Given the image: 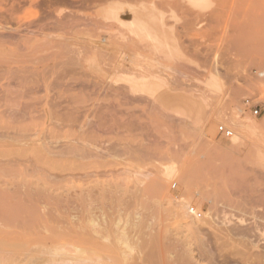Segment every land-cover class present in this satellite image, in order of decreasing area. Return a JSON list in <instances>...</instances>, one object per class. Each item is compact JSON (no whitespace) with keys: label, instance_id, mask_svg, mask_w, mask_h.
<instances>
[{"label":"rangeland","instance_id":"374dc122","mask_svg":"<svg viewBox=\"0 0 264 264\" xmlns=\"http://www.w3.org/2000/svg\"><path fill=\"white\" fill-rule=\"evenodd\" d=\"M77 1L78 7L75 8ZM208 1L210 3L204 11L180 0L169 5L158 3L164 15L163 29L170 42L166 51L151 50L146 43L114 51L111 47H96L99 36L103 39L107 36L93 23L99 18L97 20L95 16L94 4L88 8L86 0H76L72 8L66 0L58 5L53 0H48V5L45 0H0V98L4 97L5 101L0 99V120L4 118L11 122V115L19 106L23 111L28 109L26 112L32 118L22 134L41 132L49 135L55 129L51 119L44 125L47 118L43 107L54 111L57 103L56 112H62L60 120L64 118V125L60 121L61 128H56L61 138L79 130L70 128L74 123L82 126L89 120V128H83L79 136L90 145V152L97 149L93 152L95 156L86 161L88 178L71 175L72 178L54 175L30 180L17 178L16 171L12 170L15 163L6 165L11 160L0 157L3 168L0 167V192L8 187L2 184L5 181V185L8 183L18 188V191L14 188V193L8 191L12 197L31 193L35 190L32 186L37 187V184L41 191L35 192V201L31 200L28 209L7 210L4 215L0 211L5 218L0 217V224L5 228L0 225L1 248L7 250L10 244L28 243L47 246L80 244L83 240L85 245H92L95 255L100 256L97 264H242L240 250L248 255L258 251L251 241L242 243L238 236L232 240L224 239L222 230L225 223L231 219L232 224L239 223L240 218L249 225L258 223L264 230V76H261L264 74V0ZM55 21L57 24H53ZM60 34L62 37L58 36ZM123 59L120 70L126 67L128 75L135 73L138 77H147L148 83H152L150 85L158 92L167 88L175 93L186 92L200 100L201 108L192 111L184 110V105L178 102L161 104L155 98L130 92L124 83L112 82L110 78L116 77L113 71L117 72L116 68ZM213 77L217 79L216 86L210 83ZM55 81L60 83L57 87ZM246 100H251V108H245L243 103ZM256 106L260 110L258 117L252 115V108ZM8 110L7 118L3 112ZM90 121H93L92 125L101 122L103 129L90 128ZM241 121H252L257 129L253 132L242 130ZM0 125V134L2 131L4 136L10 132L16 133L10 137L21 134L17 126L12 128L1 122ZM220 126L232 130L234 135L224 138L218 132ZM104 129L107 132L104 133ZM237 136L243 137L241 144L233 142ZM108 148L111 150L106 153L109 157L101 159ZM173 164L175 174L166 175L163 171ZM84 172L78 170L76 174ZM63 178H66L64 182ZM58 179L62 181L56 182ZM99 182L101 189L96 190ZM85 186L89 190L92 187L87 195L94 196L99 192V197H92L101 203L95 200L94 209L102 205L101 209L97 208L98 215L93 209H83L79 213L76 210L78 215L75 216V209L69 207L67 214L62 206L63 200H77L79 206L80 200L87 197L82 191ZM12 187L9 188L13 190ZM112 187L116 191H112ZM108 191L110 206L105 200ZM117 191H121L119 195ZM49 192H52L51 196ZM67 194L74 196L69 200ZM56 195L62 196L59 198L63 200ZM37 203L47 206L46 210L50 209L40 212ZM58 207L61 211L55 213L59 217L51 210ZM186 207L200 215L196 216ZM71 210L74 211L72 218L78 219L75 221L77 226L71 218ZM101 210L106 216L105 223ZM99 214L100 229H95L99 235L96 233L89 238V221L86 219L96 218ZM208 214L213 217L215 228L200 231L190 226V220H203ZM49 217H54V221L58 219V224ZM60 217L67 219L69 227L65 223L71 231H67L63 220L59 222ZM45 221L49 226L43 223ZM39 224L48 232L41 230ZM42 231L46 232L43 234ZM123 236L125 240L121 239ZM122 241L128 242V248L126 244L122 245Z\"/></svg>","mask_w":264,"mask_h":264},{"label":"bare ground","instance_id":"6f19581e","mask_svg":"<svg viewBox=\"0 0 264 264\" xmlns=\"http://www.w3.org/2000/svg\"><path fill=\"white\" fill-rule=\"evenodd\" d=\"M32 1H36V0H32ZM44 1V0H43ZM47 1L46 5H48V0H45ZM57 2H55L53 0V3L54 4H57L58 3H63V0H56ZM75 1L76 0H66V2H68L70 5H69V8H72L75 6ZM82 1V0H80ZM175 0H86V2L88 3V5L86 7H90L92 8L93 7V4H94V13H95V16L98 20V21H93V23H95V26L96 28H99L98 30H100L99 32L102 33V34H105L107 36L106 39H103L101 38V35L99 36V41L95 42V45L96 47L98 48H102V47H111L112 50L114 51H123L124 49H126L125 47L127 46H130V47H134V46H139V45H143L144 43L147 44L148 47H150L151 50H165V49H168L169 48V40L167 37V34L165 33V30L163 29V26H164V22H163V18H164V15L162 13V11L159 10V4L160 2L162 3H166V4H170L171 2H173ZM182 1L184 4L186 5H189L191 6L192 8H195L197 10H203L206 9L210 3V1L208 0H180ZM43 2H41L40 4L42 5ZM51 3V4H53ZM78 1L76 2V7H78L77 5ZM85 3V2H84ZM41 5H39L40 7H42ZM74 5V6H73ZM92 5V6H91ZM44 6V5H43ZM46 7V6H44ZM52 7V6H51ZM43 8V7H42ZM73 8V9H75ZM45 9V8H44ZM47 9V7H46ZM86 9V8H85ZM16 10H18L16 8ZM49 13V12H48ZM72 13V12H71ZM51 14V13H50ZM53 15V14H52ZM69 15H70V12H69ZM74 15V14H73ZM72 17H75L73 16ZM76 15V14H75ZM54 16V15H53ZM65 17V15H62ZM69 17V16H68ZM71 17V15H70ZM76 18V17H75ZM74 18V19H75ZM79 18V17H77ZM60 19V17H59ZM65 19V18H64ZM63 19V21H64ZM58 20V18H57ZM73 20V19H72ZM59 22V21H57ZM62 22H60L59 24L61 25ZM85 23V22H84ZM51 24V23H50ZM49 24V25H50ZM53 24H57L56 21L55 23ZM64 25V24H63ZM66 25V24H65ZM69 26L72 25V23L68 24ZM75 25V24H74ZM79 25V24H78ZM76 24V26H78ZM167 25V24H166ZM45 26H48V25H45ZM81 26V24H80ZM84 26V24H83ZM88 26V25H86ZM63 27V26H61ZM72 27H75L72 25ZM47 28V27H46ZM45 28V29H46ZM70 28V27H69ZM95 27L92 28L93 30L96 29ZM72 29V28H70ZM85 29V28H84ZM40 30V29H39ZM43 30V29H42ZM53 30V28H52ZM51 30V31H52ZM45 31V30H44ZM48 31V28L47 30ZM50 31V30H49ZM54 31H56V29H54ZM58 31V30H57ZM56 31V32H57ZM60 31H62V29H60ZM85 31V30H84ZM39 32V31H38ZM59 32V31H58ZM63 32V31H62ZM171 32V31H170ZM162 33V34H161ZM166 34V35H163V34ZM38 34V33H37ZM42 34V33H41ZM63 34V33H61ZM58 35V36H61L62 35ZM39 35V34H38ZM43 35V34H42ZM45 35V34H44ZM47 35V34H46ZM165 36V37H164ZM39 37V36H38ZM47 36H45L46 38ZM49 37V36H48ZM44 38V36H43ZM105 43V44H104ZM73 44V43H72ZM70 44V45H72ZM146 47V45H145ZM141 48V46H140ZM144 48V47H143ZM100 50V49H99ZM101 51V50H100ZM128 51V50H127ZM166 51V50H165ZM99 52V51H98ZM61 53V52H60ZM122 60V59H121ZM119 62V60H118ZM122 62V61H121ZM119 63L116 70L117 72L114 73L113 71V74H115L114 78H110V80L114 83H124L126 85H128V87L130 88V92L134 93V94H144L146 96H149L151 98H155L157 101H159L161 104H166V105H173L175 104L176 102L178 103H182L184 105V110L187 109V110H192V111H197L199 108H201V102L199 99H196L192 96H189L186 92H173L170 88H167L165 91L163 92H158L156 91V89H154L153 85H150L152 83H148L149 80L147 77H138L136 76V74L134 73L131 74V75H128L129 71L127 72L125 69L126 67H124V69L120 70L121 67L123 66V63H124V59H123V62L122 63ZM115 63V62H114ZM124 66H126L124 64ZM113 69V68H112ZM125 70V71H123ZM124 72H127V74ZM43 73V72H42ZM133 73V72H132ZM109 75V74H108ZM261 76H264V74H261ZM60 79V78H59ZM58 79V80H59ZM62 79H63V76H62ZM109 79V77L107 78ZM57 80V82H58ZM47 81V80H46ZM45 81V82H46ZM48 82V81H47ZM57 82L55 81V85L57 84ZM53 83V84H54ZM210 83L213 84V86H216L217 85V79L215 77H213L211 80H210ZM52 84V83H51ZM60 84V83H59ZM57 84L56 87L59 85ZM154 84V83H153ZM53 86V85H52ZM22 88V87H21ZM39 88V86H38ZM44 88V87H43ZM55 88V87H54ZM46 89V88H45ZM58 89V88H57ZM56 89V90H57ZM112 89H117V88H112ZM111 89V90H112ZM36 90V89H35ZM34 90V91H35ZM59 90V89H58ZM119 90V88H118ZM4 91V90H3ZM41 91V89H40ZM116 91V90H115ZM115 91H112L111 93H115ZM4 93V92H3ZM26 93H29V92H26ZM60 93V91H59ZM62 93V92H61ZM118 93V91H117ZM7 94V92H6ZM8 94L10 95V91H8ZM58 94V93H57ZM55 95V94H54ZM7 96V95H6ZM59 96V95H58ZM57 96V97H58ZM65 96V95H64ZM10 99V97L8 96L7 99ZM70 98V97H69ZM73 98V97H72ZM0 99H4V97L0 98ZM8 99V101H9ZM59 99V98H57ZM62 99L64 100V97H62ZM73 100V99H72ZM4 101V100H3ZM2 101V102H3ZM54 100H52L51 103H53ZM62 102V100H60ZM59 101V102H60ZM5 102V101H4ZM58 102V101H57ZM58 102V103H59ZM69 104H71V101L69 100ZM8 103V102H7ZM64 104V101L62 102ZM61 103V105H62ZM66 103V101H65ZM73 103V102H72ZM10 105V103H8ZM57 103H55V107L53 111V109H48L46 106L43 107V114L45 115V117L47 118V120L44 122V125L47 124V122L51 119L53 121V126H54V133H49V135H45L44 133H41V132H37L36 134L34 135H24L22 134L21 132H24L25 130H27L28 128V121L30 120L31 118V115H29V113H27L28 109L27 107L25 108L24 107V110L26 111H23L22 107L21 109L19 108V106L17 107L16 110H14L13 114L14 116L11 115V117H13L9 122L8 119H1L0 122L2 124H4L5 126L9 125L10 127H14V126H17L20 128L19 130V133L21 134H18L17 136L18 137H10L11 135L13 136V134H16V133H11L10 132V136L9 135H5V133L3 132L2 134V131H1V134L3 136H0V139L1 140H4V141H0V150H2V156L0 157H3V158H7V160H11L10 161H7L6 162V165H10L12 164V162H14L15 164H12L13 165V171H16V175H17V178L18 177H22L24 179H29L30 178H33V177H40L42 176H51V178L53 177L52 175L54 176H67V178L71 176H82V177H87L90 176V173L87 172L86 170V161L92 157L95 156V154L93 153L94 151H96L97 149H94V151L90 152L89 150V147L90 145L81 138V136H79L80 132L82 131L83 128L87 127L89 125L88 121L85 122L82 126L79 125V126H76V123H72V127H70L71 129L74 130V128H78L79 130H75V132L71 135H68L66 137H64L63 139L65 140L64 143L61 142V140H63L61 138V135L59 133V131L56 130V128H61V123H62V120H60V115H61V111L60 113L56 112L58 109V104L56 106ZM60 104V103H59ZM245 105V108H251L252 107V102L251 100L249 101H245L243 103ZM13 105H16L17 104H12ZM52 105V104H50ZM26 106V105H25ZM28 106V105H27ZM69 105H67L68 107ZM34 107V106H33ZM52 107V106H50ZM54 107V105H53ZM62 107V106H61ZM257 107V106H256ZM256 107H253L252 108V111L255 110ZM15 108V107H14ZM28 108H30L28 106ZM35 108V107H34ZM60 109V108H59ZM62 109V108H61ZM22 110V111H21ZM49 110V111H48ZM66 110V109H65ZM63 109V111H65ZM10 110L6 111V113L3 112V114H7L9 113ZM37 111V110H36ZM53 111V112H52ZM67 111V110H66ZM76 111V109H75ZM8 112V113H7ZM33 112V111H32ZM31 112V113H32ZM37 112H40L37 111ZM79 112V111H78ZM12 113V112H11ZM35 113V112H34ZM76 113V112H75ZM80 113V112H79ZM78 113V115H79ZM60 114V115H59ZM63 115V114H62ZM253 116H255L253 113H252ZM60 116V117H59ZM185 116V114H184ZM259 116V115H258ZM258 116H255V117H258ZM8 118V117H7ZM62 118V117H61ZM32 119V118H31ZM77 119V118H76ZM61 121V123H60ZM65 122V121H64ZM67 122V121H66ZM71 122V121H70ZM91 122V121H90ZM93 121L91 122L90 125H92ZM63 124V123H62ZM64 125V124H63ZM68 125V124H67ZM1 126V125H0ZM66 126V125H65ZM64 126V127H65ZM93 127L94 129H98L100 130L102 128V123L101 122H97L95 123L94 125L90 126V128ZM221 127V126H220ZM89 128V127H87ZM241 128L242 130H252L255 131L257 129V126L252 122V121H241ZM103 129V128H102ZM17 131V130H16ZM105 129H104V133H105ZM107 132V131H106ZM0 134V135H1ZM7 134V133H6ZM233 135H234V132H233ZM9 136V137H7ZM231 138V137H230ZM243 141V137L241 136H237V138H235L233 140L234 143H237V144H241ZM110 150V148L107 149V151L105 153H103V156H101V159L105 160L109 157V155H107L106 153H108V151ZM111 151V150H110ZM99 153V152H97ZM111 153V152H110ZM14 157V158H13ZM13 161H12V159ZM94 160V159H93ZM3 161V159H2ZM95 162V161H94ZM5 163V162H4ZM5 165V164H4ZM3 166V165H2ZM1 167V165H0ZM8 168V167H7ZM1 169H3L1 167ZM6 168H4L3 171H5ZM88 169V168H87ZM78 170L81 171H85L83 174H80V175H77L76 173L78 172ZM175 171H176V167L175 165H171V166H168L166 167V169L163 171L166 175L168 176H171V175H174L175 174ZM8 172H9V169H8ZM70 173V174H69ZM163 173V174H164ZM79 174V173H78ZM49 176V178H50ZM69 176V177H68ZM48 178V177H47ZM72 178V177H70ZM87 178H86V181H87ZM21 179V178H20ZM60 179V178H59ZM56 181V182H59L62 181L60 180L59 181ZM66 180V178H63V182ZM82 180V179H81ZM12 181V180H11ZM15 181V180H13ZM17 181V179H16ZM34 181V179H33ZM31 181V183L33 182ZM7 182V181H5ZM5 182L2 183L4 184V186H8L7 188L3 189L4 191L0 192V211H2L1 214H3V212L7 211V210H21L23 208L25 209H28L27 205H29L31 203V200L35 198V192H38L40 191V188L38 187V184H37V187L36 186H32L33 189H35L34 191H32L31 193H27L25 191H27L25 189V193L23 194H20L18 197L17 196H14V197H17V198H14L12 197V195L8 194V191L11 190L13 193H14V188L16 187H12V185L10 186L8 183H6L5 185ZM52 182V181H50ZM54 182V183H56ZM17 183V182H16ZM15 183V184H16ZM35 183V182H34ZM40 183V182H39ZM81 183V182H80ZM83 183V182H82ZM21 184V183H20ZM52 184V183H51ZM98 186H96V190L97 188L98 189H101L99 187V183H97ZM103 184V183H102ZM14 185V184H13ZM19 185V184H17ZM26 185V183H25ZM33 185H36V184H33ZM43 185V184H42ZM45 185V184H44ZM75 185V184H74ZM73 185V187H74ZM3 186V188H4ZM54 186V184H53ZM108 185H106L107 187ZM121 186V185H120ZM2 187V185H1ZM9 187H12V189H10ZM21 186H19L20 188ZM50 187V186H49ZM78 188V186H76ZM90 187V186H88ZM105 187V191L108 189V187L106 188ZM25 187L23 186V189ZM36 188H38L36 190ZM48 188V187H47ZM72 188V187H71ZM70 188V190H72ZM94 188V187H93ZM113 188V187H112ZM111 188V189H112ZM18 188H16L17 190ZM75 189V188H74ZM85 189H87L85 191ZM92 189V187H91ZM90 189V190H91ZM22 190V189H21ZM20 190V191H21ZM77 190V189H75ZM84 190V193H86L85 196H87L86 198L80 200V205L78 206L77 204L79 203V201L77 200H72L68 195L69 197V200L70 201H66L62 199H60L61 197L60 196H57L60 200H63L64 204H62L63 206V209L64 211L66 210L67 211V207H69V209H75V216L78 215L77 212L79 213L80 211H82L83 209H87V211H91L92 209L94 211H97V208H102L101 206L100 207H96L94 209V206L96 205V201L92 198V197H96L97 198V195L99 192H97V195L95 194L94 196L90 194L87 195V193L90 191L88 188H83L82 191ZM89 190V191H88ZM110 190V189H109ZM115 189L113 188L112 191H114ZM120 190V189H119ZM10 191V192H11ZM18 191V190H17ZM44 190H42V193H45L43 192ZM51 191V190H50ZM69 191V190H68ZM102 191V190H101ZM112 191H111V194H112ZM116 191V190H115ZM41 192V191H40ZM57 192V191H56ZM67 192V191H66ZM71 192V191H70ZM77 192V191H76ZM74 192V193H76ZM92 192V191H91ZM107 192V191H106ZM121 191H117V194L119 195V193ZM16 193V192H15ZM57 193H61L60 192H57ZM68 193V192H67ZM79 193V192H77ZM95 192H93L94 194ZM17 194V193H16ZM19 194V193H18ZM48 194V193H47ZM50 194V192H49ZM52 194V192H51ZM51 194L49 196H51ZM56 194V193H55ZM54 194V195H55ZM72 194V193H71ZM103 194V193H102ZM108 194H109V191L107 193V197H106V201L108 200ZM114 194V192H113ZM135 194V193H134ZM66 195V194H64ZM79 195V194H78ZM38 196V195H37ZM36 196V199L39 198ZM48 196V197H49ZM55 196V197H56ZM76 196V194H75ZM101 196V195H100ZM106 196V195H105ZM112 196V195H111ZM99 197V195H98ZM102 197V196H101ZM119 197V196H118ZM44 198H47V197H44ZM50 198V197H49ZM54 198V197H53ZM67 198V197H65ZM76 197H74V199H76ZM82 198V196H81ZM110 198V196H109ZM46 200V199H45ZM104 200V202H105ZM111 200V199H110ZM114 200V199H113ZM248 200V198H247ZM35 201V199H34ZM38 201V200H37ZM43 201V200H42ZM41 201V204L43 205V203L45 204V202ZM66 201V202H65ZM72 201H76V202H72ZM140 201V200H138ZM245 201V200H244ZM78 202V203H77ZM98 203L99 200L97 201ZM114 202V201H113ZM40 203V202H39ZM154 203V202H153ZM159 203V202H158ZM40 204V205H41ZM46 204H48V201H46ZM51 203H49L50 205ZM59 204V202H58ZM61 204V202H60ZM66 204V205H65ZM101 204V203H100ZM108 206H110V203H109V200H108ZM106 204V205H107ZM134 204V203H133ZM31 205V204H30ZM105 205V206H106ZM126 205V204H125ZM132 205V204H131ZM56 206V205H55ZM62 206H61V210H62ZM116 206V205H115ZM52 207H53V204H52ZM32 208V207H31ZM36 208L42 212H45L47 206H39L38 203H37V206ZM35 208V209H36ZM59 208V209H58ZM56 210L55 208L54 209H51L52 212L54 210L53 213H55V211H59L60 210V207H58ZM107 208V207H106ZM117 208V206H116ZM186 208H190V211L195 214L196 216H199L198 213H196V211L194 209H192L191 207H186ZM34 209V210H35ZM50 209V208H48ZM48 209L46 211H48ZM81 209V210H79ZM60 210V211H61ZM71 210V218L73 217L72 215H74V211ZM76 210H78L76 212ZM92 210V211H93ZM107 210V209H106ZM115 210V209H114ZM117 210V209H116ZM163 210V209H162ZM28 210H26L27 212ZM40 211V212H41ZM65 211V212H66ZM73 211V212H72ZM99 211V210H98ZM98 211L96 212V214L98 213ZM109 211V210H108ZM25 212V213H26ZM31 212V211H30ZM51 212V211H50ZM84 212V211H83ZM246 212V211H245ZM7 213V212H5ZM39 213V212H38ZM63 213V212H62ZM68 214V211L66 212ZM64 213V214H66ZM73 213V214H72ZM93 213V212H92ZM108 213V212H107ZM111 213V211H110ZM109 213V214H110ZM34 214V213H33ZM43 214V213H42ZM84 214V213H83ZM4 215V214H3ZM22 215V214H21ZM25 216V214H23ZM29 215V214H28ZM27 215V216H28ZM47 215V213H46ZM54 215L57 216V213H55ZM80 215V214H79ZM94 215V214H93ZM98 215V214H97ZM144 215V214H143ZM37 216V215H36ZM34 216V218L36 217ZM87 216V215H86ZM89 216V214H88ZM91 216V215H90ZM101 216L103 218V221L105 220V213L103 210H101ZM202 216V215H201ZM263 216V215H262ZM261 216V217H262ZM0 217H2L0 215ZM4 217V216H3ZM2 217V218H3ZM23 217V216H22ZM29 217V216H28ZM41 217V216H40ZM44 217V215H43ZM59 217V215L57 216ZM78 217V216H77ZM81 217V216H80ZM97 217H99L100 219V214L99 216H96L93 217L91 216V219L87 218L86 219V222H88V226H89V231H88V234L89 235V238H92L94 236V234H98V232L95 230L97 227L99 228L100 227V223L99 221L101 222V220L98 221ZM11 218V217H10ZM25 218V217H24ZM37 218V217H36ZM54 218V217H53ZM53 218H50L49 219H52ZM75 218V217H74ZM72 218V220L77 221L76 219ZM79 218V217H78ZM82 218V217H81ZM80 218V219H81ZM129 218V217H128ZM258 218V217H257ZM256 218V219H257ZM5 219V218H3ZM9 219V218H8ZM65 219V218H64ZM63 218L60 217L59 219V222L60 221H65L67 219L64 220ZM203 219V217H202ZM238 219V218H237ZM259 219V218H258ZM258 219H257V222H258ZM42 220V218H41ZM46 220V219H45ZM51 220V221H52ZM56 220V219H55ZM146 220V219H145ZM261 220V219H260ZM1 221V220H0ZM9 222H11V220H8ZM40 221V220H39ZM43 221V220H42ZM54 221V220H53ZM107 221V220H106ZM191 221V224L190 226L194 229V230H200L202 231L203 228H206L204 230H211L213 228H215L214 226V219L212 216H210L209 214L206 215V218L204 217L203 220H200V219H197V218H194ZM229 221V220H227ZM232 219L226 224L225 223V226H224V229L222 230V235L224 237V239H227V240H232L234 236H238L240 241H244L245 243V240H249L251 241L252 245H253V248L258 250L255 254H251V255H248L247 253H241L242 250H240V254L239 253H236L237 255L239 254L241 256V263L242 264H264V230H262V228L260 229V224L256 223V224H252V225H249L247 223V221L244 219V218H240L239 219V223H235L232 224ZM50 222V220H49ZM58 224V219L56 221H54V223ZM67 222V221H66ZM80 222V221H79ZM147 222V221H146ZM27 223V222H25ZM39 223V222H38ZM41 223V222H40ZM43 223H46L43 222ZM63 223V222H62ZM68 223V222H67ZM73 223V222H72ZM77 222H75V225H76ZM105 223V221H104ZM108 223V222H107ZM231 223V224H230ZM261 223V222H260ZM8 224V223H7ZM5 224V227L6 225ZM14 224V223H13ZM34 224V222H33ZM47 224V223H46ZM52 224V223H51ZM78 224V223H77ZM146 224V223H145ZM1 227H2V224H0ZM4 225V224H3ZM35 225V224H34ZM40 225V224H39ZM48 225V224H47ZM66 225V223L64 224ZM63 225V226H64ZM68 227H69V223L67 224ZM67 225H66V228H67ZM74 225V226H75ZM10 226V225H9ZM15 226H16V223H15ZM25 226V225H24ZM30 226V225H29ZM33 226V225H32ZM43 226V225H42ZM41 225H40V228H42L41 230H46L45 228H43ZM49 226V225H48ZM77 226V225H76ZM79 227L81 226L80 224L78 225ZM102 226V224H101ZM119 226V225H118ZM151 226V224L149 225ZM19 227V226H18ZM17 227V228H18ZM39 227V226H38ZM57 227L61 228L59 225H57ZM4 228V227H2ZM21 228V227H20ZM65 228V227H64ZM77 228V227H76ZM91 228V229H90ZM5 229V228H4ZM32 229V228H31ZM37 229V228H36ZM68 229V230H67ZM66 230L69 232L71 231L69 228H67ZM77 229H80V228H77ZM82 229V227H81ZM84 229V227H83ZM100 229V228H99ZM122 229V227H121ZM202 229V230H201ZM264 229V228H263ZM22 230H23V227H22ZM38 230V229H37ZM64 230V229H63ZM87 229H85L86 231ZM98 230V229H97ZM47 231V230H46ZM46 231H42L41 233H45ZM55 231V230H54ZM61 231H62V228H61ZM80 231V230H78ZM82 231V230H81ZM105 231V230H104ZM33 232V231H32ZM38 232V231H37ZM40 232V231H39ZM48 232V231H47ZM84 232V231H83ZM107 232V231H106ZM34 233V232H33ZM33 233H32V236H33ZM74 234V232H71ZM79 233V232H78ZM57 234V232H56ZM59 234V233H58ZM57 234V235H58ZM80 234V233H79ZM65 235L67 236L66 232H65ZM71 235V234H70ZM99 235V234H98ZM97 235V236H98ZM21 236V234H20ZM39 236V235H38ZM61 236V235H59ZM126 236V235H125ZM123 236L121 239L122 240H125ZM56 237V235H55ZM68 237H71V236H67V239H70ZM121 237V236H120ZM20 238V237H19ZM41 238V237H40ZM46 238V237H45ZM57 238V237H56ZM61 238V237H60ZM63 238V237H62ZM219 238V237H218ZM221 239V238H219ZM42 241V239H41ZM80 242V241H79ZM120 242V241H119ZM126 242V241H124ZM122 241V245H125L127 248H128V242L124 243ZM236 242V241H235ZM5 243V242H3ZM241 243V244H242ZM1 244V243H0ZM6 244V243H5ZM3 244V245H5ZM121 244V243H120ZM221 244H223V239L221 241ZM228 245V244H226ZM1 246V245H0ZM9 246V249L7 250H4L3 248H1V250L3 249V251H0V264H97L98 261H100V256L99 255H95L96 252H94L93 248L88 244V245H85V243L83 242V240L81 241V243H70V244H62V245H56V246H47V245H40V244H34V243H28V244H14V245H8ZM244 246V245H243ZM249 246V245H248ZM5 247H7V245H5ZM225 247V246H224ZM222 247V248H224ZM228 247V246H227ZM245 247V246H244ZM226 248V247H225ZM246 248V247H245ZM248 248V247H247ZM227 249V248H226ZM236 250V249H235ZM225 251V250H224ZM234 252V251H233ZM232 252V254H233ZM244 252V251H243ZM150 253V252H149ZM231 253V252H230ZM235 254V253H234ZM233 256V255H231ZM148 257H149V254H148ZM236 257V255H235ZM226 258V256H225ZM100 259V260H99ZM235 259V258H234ZM239 259V258H238ZM236 260V259H235Z\"/></svg>","mask_w":264,"mask_h":264},{"label":"built area","instance_id":"2783aa9c","mask_svg":"<svg viewBox=\"0 0 264 264\" xmlns=\"http://www.w3.org/2000/svg\"><path fill=\"white\" fill-rule=\"evenodd\" d=\"M246 101H249V100H246ZM252 113L255 116H258L260 115V110L258 109V107H256L255 110L252 111ZM218 132L226 139H229L230 137L233 136V131L224 126L219 127Z\"/></svg>","mask_w":264,"mask_h":264}]
</instances>
